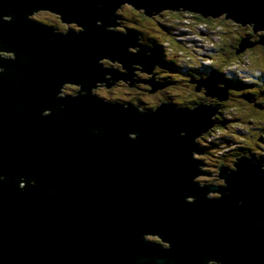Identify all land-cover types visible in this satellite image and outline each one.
<instances>
[{"label": "water", "instance_id": "1", "mask_svg": "<svg viewBox=\"0 0 264 264\" xmlns=\"http://www.w3.org/2000/svg\"><path fill=\"white\" fill-rule=\"evenodd\" d=\"M122 3L149 17L188 11L264 31V0H0V17L11 16L0 18V51L15 55L0 57V264H264V169L240 156L235 170L219 168L225 186L192 181L210 175L191 154L216 106L146 112L91 94L119 79L150 91L168 85L153 79V48L106 29ZM38 9L84 31L28 20ZM251 37L237 55L264 45V35ZM65 82L81 94L58 95Z\"/></svg>", "mask_w": 264, "mask_h": 264}, {"label": "trees", "instance_id": "2", "mask_svg": "<svg viewBox=\"0 0 264 264\" xmlns=\"http://www.w3.org/2000/svg\"><path fill=\"white\" fill-rule=\"evenodd\" d=\"M42 11L53 13L56 16V22L46 24L37 19L34 11L31 14H27V19L54 30H60L61 24H65V29H71L74 33L84 31L83 27L78 26L74 22H62L59 14L45 9ZM115 17L118 24L116 26H107L106 29L120 33H133L137 37L138 43L155 50L153 79L166 82L168 85L157 90V94H150V96L163 95L166 101H161V103H168L182 109H191L200 103L217 107L216 112L211 116L212 126L194 138V148L191 156L194 160L201 162L199 169L209 172L210 175L212 173L217 175L219 168L223 165L235 170L232 165L234 166L235 159L240 156L249 158L264 169V69L260 66L247 69L240 65H234L235 67L231 68L232 64L239 63L236 62V59H239L248 50L242 54H236V49L241 41L249 36L252 37L248 40H255V35L259 38L264 35V32L255 34L250 25H241L222 17V22L226 26L225 32H233L227 43V49L230 48L232 51L226 52L225 48L221 46L215 47L211 44L206 49L218 51L222 56L220 63L210 62L205 65L203 62H199V64L193 65V56L189 55L187 51H184L185 54L182 53V50L178 47L177 44H182L183 42L177 39L175 30L178 24L184 22L185 17L204 22L205 26H207L209 18L179 10H162L149 17L144 13L143 9H135L128 3H122L117 7ZM1 19L10 20L11 16L5 15ZM95 24H101V22L97 20ZM173 47L175 48L173 49ZM139 48V46H133L127 48V51L136 53ZM9 54H13V57L10 58L15 59L13 51H0V57L2 58L7 57ZM145 54H150V52L147 51ZM97 63L102 67L113 68L119 72L127 73V70L123 69L122 64L117 62V59L112 62L108 58H101L98 59ZM130 66L142 69L138 64H130ZM0 70L3 71L1 67ZM181 84L182 86H180ZM116 85L127 87L133 92L127 91V100L124 98H104L102 101L137 107L132 103L134 101L140 111L146 112L155 110L161 104L148 105V107L143 101L137 100L142 99V90L148 93L149 88H151L149 84L135 83L132 86H128L123 80L119 79ZM183 87L187 88V90L181 91ZM72 88L77 89L74 86ZM78 94H81L80 91ZM130 96L137 97L136 99L134 98L135 100H131ZM231 120L238 122L230 123ZM242 124H247V126L243 128ZM229 126L240 128L241 130L236 131L234 134L224 133L223 129ZM215 129L220 133L215 132ZM235 135L240 137H235ZM129 136L132 138L136 137L134 133H130ZM250 138H253V140ZM210 157L214 159L213 165L210 164L211 160L208 161ZM212 168L216 169L213 170ZM196 176L192 178L194 183L198 185L209 184L208 181H206V184L199 183ZM16 185L20 189L29 187V185L17 182ZM23 185H26V187H23ZM219 196L213 198H218ZM150 238L152 240L148 237H146V240L151 241V244L163 249L169 248L166 241H162L158 237ZM207 264L221 263L207 259Z\"/></svg>", "mask_w": 264, "mask_h": 264}, {"label": "rangeland", "instance_id": "3", "mask_svg": "<svg viewBox=\"0 0 264 264\" xmlns=\"http://www.w3.org/2000/svg\"><path fill=\"white\" fill-rule=\"evenodd\" d=\"M34 14L37 17V19H39L40 21H42L46 24H53L54 22H56V20H55L56 16L53 13L51 14V13L46 12V11H41V12H37ZM222 20L223 19L219 18V17L209 18L208 22H207V26H205L204 22L191 19L190 17H185L184 22L182 24L177 25V29L175 30V36L177 37V39H179L180 41L183 42L182 44L178 43L177 45L182 50V53L185 54L184 51H187L189 55L193 56V62H194L193 65L199 64V62H203V64H205V65L209 64L210 62L220 63V58L222 57L221 54L218 53V51H215L213 49H210V50L206 49V47L211 46V45H209V43L211 42L212 37L217 35L219 33V31L224 32V33H221V39L223 38V41L216 44L215 47L221 46V47L225 48V50H227L226 52L232 51V49H230V48L227 49V43H228V40H230V38L232 37L233 32H225L226 26L224 25ZM217 26H219L220 28L219 29L216 28ZM262 32H264V31H261V33ZM258 33H260V32H258ZM234 34L237 35L236 33H234ZM212 41H213V39H212ZM213 44H215V43L213 42ZM174 48L175 47H173V49ZM10 57H13V54L7 55V58H10ZM236 60H237L236 62H239V63L232 64L231 68H234L235 67L234 65H240L241 67L247 68V69L257 67V66H260L264 69V45H258V46L256 45V47L253 46V48H251L249 51H246L244 53V55H242L239 59H236ZM0 72H3V71L0 70ZM105 77L110 78V74H105ZM116 84H117V81H115L109 87H106L104 85L95 86V87L91 88L90 91L97 98L99 97L101 101L104 100V98H107V99L124 98L127 100V98H128L127 97V91L133 92V90H131L127 87H119ZM144 85H148V84H144ZM72 86L76 87L77 89L72 88ZM180 86H182V84ZM79 90H80L79 85H77L75 83L65 82L61 85V89H60V92L58 93V95H61V96L68 95L70 97H74L75 94L78 95L77 91H79ZM186 90H187V88H184V87L181 89V91H186ZM141 93H143L142 99H137V100L143 101L147 106L148 105H151V106L152 105H159L161 103V101H164V102L166 101V99L163 98V95L150 96V94H157V91L152 92V91L148 90V93H146L145 91L142 90ZM103 96H105V97H103ZM136 97L137 96H130L131 100H135ZM132 103H134L138 107L136 102L132 101ZM44 113H46V112H44ZM236 122H238V121H236V120L230 121V123H236ZM246 126H247V124H242L243 128ZM238 130H241V129L236 128V127H231V126L223 129L224 133H227V134H234ZM215 132H218V131L216 130ZM218 133H220V132H218ZM235 137H240V136L235 135ZM250 139L253 140V138H250ZM209 160H211L210 164L213 165L214 159L212 157H210L208 159V161ZM232 168H235V166L232 165ZM212 169L215 170L216 168H212ZM196 179H198L199 183H203V184H206L207 183L206 181H208L209 184H212V185H219V186L225 185V180L223 178L222 179L219 178L217 175H215L213 173L210 176H196ZM206 196L213 198V197L219 196V193L215 192V191H210V192L206 193ZM148 238L151 239L150 237H148ZM162 244H164V243L162 242Z\"/></svg>", "mask_w": 264, "mask_h": 264}, {"label": "flooded vegetation", "instance_id": "4", "mask_svg": "<svg viewBox=\"0 0 264 264\" xmlns=\"http://www.w3.org/2000/svg\"><path fill=\"white\" fill-rule=\"evenodd\" d=\"M219 18H222V17H219ZM65 28H66V25L65 24H61V28H60V32H64L65 31ZM216 28H220L219 26H217ZM221 33H224V32H220L219 31V33L217 34V35H215L214 37H212V39H213V42L215 43V44H213V46H215L216 44H218V43H220L221 41H223V38L221 39ZM256 34H258V33H256ZM223 35V34H222ZM255 38L257 39V37H256V35H255ZM211 39V40H212ZM255 39V40H256ZM258 46V45H257ZM254 47H256V46H254ZM253 48V47H252ZM251 49V48H250ZM250 49H248L247 51H249Z\"/></svg>", "mask_w": 264, "mask_h": 264}, {"label": "bare ground", "instance_id": "5", "mask_svg": "<svg viewBox=\"0 0 264 264\" xmlns=\"http://www.w3.org/2000/svg\"><path fill=\"white\" fill-rule=\"evenodd\" d=\"M41 11H42V10H41ZM41 11H40V9H38V10L36 11V13H37V12H41ZM34 13H35V12H34ZM3 17H4V16H3ZM3 17H0V18H3ZM110 61H111V60H110ZM106 77H107V76H106ZM65 85H66V84H65ZM64 87H65V86H64ZM69 94H70V93H69ZM201 154H202V153H201ZM211 193H212V192H211ZM167 246H168V245H167ZM212 262H213V261H212Z\"/></svg>", "mask_w": 264, "mask_h": 264}, {"label": "built area", "instance_id": "6", "mask_svg": "<svg viewBox=\"0 0 264 264\" xmlns=\"http://www.w3.org/2000/svg\"><path fill=\"white\" fill-rule=\"evenodd\" d=\"M213 44V41L211 40V42L209 43V45Z\"/></svg>", "mask_w": 264, "mask_h": 264}]
</instances>
